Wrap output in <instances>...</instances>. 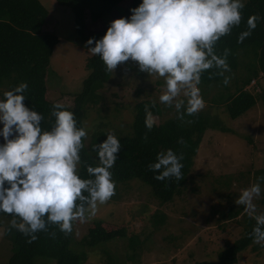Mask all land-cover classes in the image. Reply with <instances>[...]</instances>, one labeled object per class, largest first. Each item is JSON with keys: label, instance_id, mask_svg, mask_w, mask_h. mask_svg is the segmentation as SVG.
I'll return each instance as SVG.
<instances>
[{"label": "rangeland", "instance_id": "obj_1", "mask_svg": "<svg viewBox=\"0 0 264 264\" xmlns=\"http://www.w3.org/2000/svg\"><path fill=\"white\" fill-rule=\"evenodd\" d=\"M39 1L49 12L43 31L60 39L48 67L47 96L63 105L73 106L89 74L86 67L90 56L88 46L75 30L74 14L70 8L60 5L57 0ZM129 4L130 0H124L95 22H91L87 16V31L94 34L107 28ZM245 50L250 49H240L239 53L240 60L244 61L243 66L228 78V83H217V87L207 91V99L202 96L204 107L200 112L213 116L215 123L225 124L228 131L220 128H208L205 131L182 194L161 205L153 195L151 186L140 179L119 182L112 179L114 195L104 204L98 205L94 216L73 223L71 248L86 257L85 264H106L108 259L113 264L117 261L122 264H196L199 261H217L227 243H233L244 235L245 219L249 215L244 210L238 217L229 215L240 210L242 205L235 204L234 200L242 189L256 183L253 173L264 165V103L259 100L246 113L232 119L219 101L235 89L236 77L246 73L245 64H253L254 54L246 53ZM254 79L258 82L257 86L252 88L250 85L248 88L258 96L261 85H264V76L259 75ZM163 91V78L156 74L150 77L147 72L139 70L136 62L128 60L117 65L110 80L100 91L104 100L98 107L89 108L84 119L87 133L84 145L97 162L93 147L97 133H132L137 102L151 99L160 104L162 112L154 116L156 124L178 116L174 108L159 101ZM3 142L0 136V143ZM259 198L254 200L256 212L259 211ZM160 212L165 218L156 225V213ZM11 219L0 214V264H9L12 253L11 242L5 236V229ZM97 221H102L111 231L117 232L125 227L127 234L95 246L83 244L80 240ZM134 251V257L128 259ZM38 264H56V261L42 257ZM234 264H264V247L258 244L250 246L240 253Z\"/></svg>", "mask_w": 264, "mask_h": 264}, {"label": "clouds", "instance_id": "obj_2", "mask_svg": "<svg viewBox=\"0 0 264 264\" xmlns=\"http://www.w3.org/2000/svg\"><path fill=\"white\" fill-rule=\"evenodd\" d=\"M245 0H141L129 17L112 20L105 34L85 42L87 52L99 56L107 71L132 60L140 71L164 80L159 101L174 108L177 115H193L204 107L198 87L201 74L210 68L223 75L229 70L228 49L217 55L214 45L241 22ZM259 17L250 16L247 30L238 36L243 41L256 27ZM223 83H228V77ZM28 85L21 82L0 93V212L10 214L9 224L28 237L47 231V224L70 233L75 221L94 216L97 207L114 195L110 169L117 160L120 141L112 133L94 145L98 163L85 164L88 178L77 172L81 164L82 138L87 133L78 127L74 114L62 103L52 107L54 124L42 129V114L24 104ZM183 109V111H181ZM156 123L145 105V127ZM172 149L157 153L148 168L154 179H180L182 164ZM264 177L242 189L234 203L255 220L250 235L253 243L264 247V213H256L254 200L261 195Z\"/></svg>", "mask_w": 264, "mask_h": 264}, {"label": "trees", "instance_id": "obj_3", "mask_svg": "<svg viewBox=\"0 0 264 264\" xmlns=\"http://www.w3.org/2000/svg\"><path fill=\"white\" fill-rule=\"evenodd\" d=\"M123 1L57 0L60 5L72 10L75 30L80 39L85 43L89 37H93L95 38L93 45L95 40L105 34L108 27L94 34L89 33L87 31L88 17L91 22L98 21ZM139 3L141 0H130V4L123 10L120 17H129L130 9L138 6ZM48 15L47 8L39 0H0V93L14 88L21 82H26L28 87L25 90L24 104L42 114L41 126L45 130L52 127L55 119L51 112L56 101L47 96L46 77L54 48L60 40L56 35L43 31ZM250 16L259 17L255 22L256 27L251 29L249 36L238 42L239 34L247 30V20ZM225 49H228L226 62L229 70L223 75H219V70L214 67L205 70L201 74L199 86L203 93L201 96L207 99V91L217 87V83H222L225 77L231 78L232 74L241 65L243 66L244 61L239 58L240 49H250L245 52L254 54L253 64H245L246 73L236 77L235 89L219 101L224 105L228 116L237 119L254 107L259 100L264 103V85H261L262 90L258 96L247 88L252 79L258 78L259 75L264 76V0H245L244 7L241 9L240 24L234 26L214 45L217 55H223ZM86 67L89 74L84 79L82 90L75 97L74 105H64L74 114L78 127H84L88 109L98 107L104 100V95L100 91L112 76V72L106 70L99 56L90 55L87 58ZM212 98L211 96L210 99ZM145 105L153 116L160 115L162 112L160 104L155 100L145 99L136 103L132 133L114 134L120 141V151L110 169L111 178L118 182L140 179L151 186L153 195L162 205L182 194L205 131L208 128H220L224 131L228 129L225 124L215 123L210 114L199 111L193 115L185 114L182 117L168 118L160 124L155 123L149 130L144 124ZM107 134L105 131L98 132L95 145L103 141ZM82 142L84 144V138ZM168 149H172L178 157H182L179 161L182 164L181 177L156 180L154 179L156 173L151 171L148 165L155 161L157 153ZM80 156L81 164L78 174L81 178H88L85 164L95 166L98 162L87 151L85 145L80 151ZM253 174L255 182L258 177H264V165L256 169ZM260 183L262 191L257 214L264 213V180ZM242 208L243 206L229 216L238 217ZM0 214L12 217L3 212ZM156 214L155 224L158 225L163 222L165 216L161 212ZM245 222L244 235L233 243H227L225 249L220 251L217 261H199L196 264L236 263L241 252L255 245L250 235L255 220L247 216ZM126 234L125 227L117 232L111 231L102 221H97L88 228L80 241L87 246H95L102 241ZM5 236L11 242L12 253L9 264H38L42 257L54 259L56 264H85L86 257L84 258L71 248L72 233L61 232L54 224H47V231L37 232V239L31 243L27 242V236L11 228L10 225L5 229ZM130 239L132 241V238ZM134 255L135 251L128 256V259H132ZM106 264L113 263L108 259ZM116 264L122 263L117 261Z\"/></svg>", "mask_w": 264, "mask_h": 264}, {"label": "built area", "instance_id": "obj_4", "mask_svg": "<svg viewBox=\"0 0 264 264\" xmlns=\"http://www.w3.org/2000/svg\"><path fill=\"white\" fill-rule=\"evenodd\" d=\"M257 83L258 82H256V80L254 79L253 81H251V83L248 86L250 87V85H251V87L254 88L255 86H257ZM248 86H247V88H248ZM248 89H250V88H248ZM250 91H251V89H250Z\"/></svg>", "mask_w": 264, "mask_h": 264}]
</instances>
